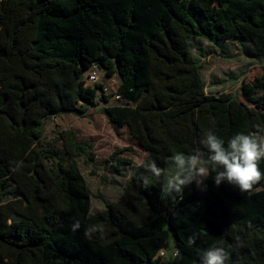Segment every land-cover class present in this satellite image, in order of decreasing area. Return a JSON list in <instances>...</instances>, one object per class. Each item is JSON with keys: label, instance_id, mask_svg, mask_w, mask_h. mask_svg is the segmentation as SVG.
Listing matches in <instances>:
<instances>
[{"label": "trees", "instance_id": "16d2710c", "mask_svg": "<svg viewBox=\"0 0 264 264\" xmlns=\"http://www.w3.org/2000/svg\"><path fill=\"white\" fill-rule=\"evenodd\" d=\"M196 40L250 41L264 60V0H0V264H200L212 246L226 264H264V178L241 193L212 173L205 191L162 196L171 157L199 148L206 158L209 130L225 142L264 136V71L240 98L207 94ZM94 65L118 77L124 104L87 85ZM97 102L148 156L118 201L92 214L74 164L94 160L92 145L67 134L58 151L41 139L53 116ZM171 237L176 256H160Z\"/></svg>", "mask_w": 264, "mask_h": 264}, {"label": "rangeland", "instance_id": "374dc122", "mask_svg": "<svg viewBox=\"0 0 264 264\" xmlns=\"http://www.w3.org/2000/svg\"><path fill=\"white\" fill-rule=\"evenodd\" d=\"M213 3L219 8L223 0H213ZM193 53L202 67L207 94L219 96L229 93L240 98L242 82H252L264 71V60L256 54L250 41L211 43L196 40L193 41ZM98 75L100 82L109 86L108 105H118L112 96L119 85L118 77L108 79L103 71ZM103 108L104 104L97 102L84 114L53 116L46 121L41 139L44 147L58 151H64L68 145L67 134H72L74 141L80 145H92L93 148L88 152L93 154V161H87L83 157L74 161L90 191L92 214L101 213L107 204L118 201L136 168L148 156L132 139L127 127L120 128L106 118ZM170 172L171 169L168 175ZM176 195L173 193L168 198ZM175 251L176 242L171 237L165 252L170 255Z\"/></svg>", "mask_w": 264, "mask_h": 264}, {"label": "clouds", "instance_id": "9594fccd", "mask_svg": "<svg viewBox=\"0 0 264 264\" xmlns=\"http://www.w3.org/2000/svg\"><path fill=\"white\" fill-rule=\"evenodd\" d=\"M208 151L205 158L199 148L190 154L176 152L170 159L171 172L162 188V196L179 194L185 187L195 183L196 187L206 190L204 180L214 173V183L219 186L222 182L238 188L241 193H251L264 173L261 172L259 162L264 159V136L258 133H237L227 142L214 131L209 130L200 141ZM148 170L156 177L163 174V170L153 161L147 165ZM147 185V180L144 181ZM75 231L80 227L79 221L73 224ZM88 234L97 231L91 227ZM103 233V229L99 230ZM190 244L194 237H189ZM229 253L222 246H212L202 254L200 264H226Z\"/></svg>", "mask_w": 264, "mask_h": 264}, {"label": "built area", "instance_id": "2783aa9c", "mask_svg": "<svg viewBox=\"0 0 264 264\" xmlns=\"http://www.w3.org/2000/svg\"><path fill=\"white\" fill-rule=\"evenodd\" d=\"M100 69L97 67V66H92L90 70H88L86 72V82H87V85L88 86H100L99 87V92L101 94H103L104 96H109L107 95L108 92H109V86L108 85H105L103 84L102 82H100V78H99V75L98 73H100ZM113 78V77H112ZM112 78H108V79H112ZM100 82V84L98 85V83ZM118 88H119V85L117 87V91L114 90V94H112V96L115 98V100L118 102V103H121V104H124L125 103V100L118 94ZM114 89V87H113ZM169 254L165 252V250L161 251L160 252V256L162 257H167ZM170 256L174 257L176 256V251L172 254H170Z\"/></svg>", "mask_w": 264, "mask_h": 264}]
</instances>
